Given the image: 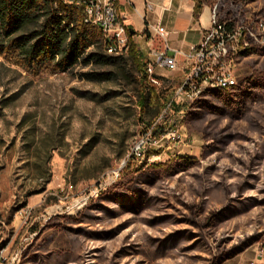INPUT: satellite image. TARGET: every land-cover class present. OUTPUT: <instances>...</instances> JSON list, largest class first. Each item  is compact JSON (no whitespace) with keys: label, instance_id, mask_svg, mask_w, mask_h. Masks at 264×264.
Returning <instances> with one entry per match:
<instances>
[{"label":"rangeland","instance_id":"obj_1","mask_svg":"<svg viewBox=\"0 0 264 264\" xmlns=\"http://www.w3.org/2000/svg\"><path fill=\"white\" fill-rule=\"evenodd\" d=\"M201 1L245 28L264 22V0ZM256 33L232 67L238 83L259 86L247 113L196 112L198 99L176 97L162 139L140 159L136 140L184 80L175 71L148 83L142 107L130 64L93 82L78 76L89 67L31 70L0 57V264H264V30ZM145 36L129 45L149 50ZM141 193L139 210L123 206Z\"/></svg>","mask_w":264,"mask_h":264},{"label":"trees","instance_id":"obj_2","mask_svg":"<svg viewBox=\"0 0 264 264\" xmlns=\"http://www.w3.org/2000/svg\"><path fill=\"white\" fill-rule=\"evenodd\" d=\"M194 1V17L198 18L203 2ZM230 1L234 6H240L259 0ZM234 15L229 12L221 20H231L230 25H233ZM127 28L131 38L133 35L129 30L133 27L127 25ZM106 48L100 27L85 24L81 12L73 5H63L60 0H0V57L31 70L50 67L54 72H70L76 67H89L78 76L93 82L113 80L119 75L115 69L117 65L130 64L138 75L139 104L145 107L153 96V90L147 81L148 59L144 52L135 44L129 45L128 51L123 54L107 53ZM258 87L255 83L245 81L225 88H209L197 98L191 109L239 119L251 108ZM172 97L170 94L160 99L161 109L167 107ZM175 107L181 109L178 105ZM209 147L213 148L214 145ZM188 166L183 163L180 168L187 169ZM123 202L124 207L135 211L142 207L144 198L141 193L139 197L125 199ZM190 207L198 215L202 212L201 207ZM219 215L220 211L213 210L205 218L204 226L212 227Z\"/></svg>","mask_w":264,"mask_h":264},{"label":"built area","instance_id":"obj_3","mask_svg":"<svg viewBox=\"0 0 264 264\" xmlns=\"http://www.w3.org/2000/svg\"><path fill=\"white\" fill-rule=\"evenodd\" d=\"M129 3L130 0H69L76 3V9L81 12L82 20L93 19L103 27V32L108 33L107 53L123 54L129 49V34L127 25L122 19L120 6L122 2ZM148 8H152L147 3ZM230 21H222L215 6L212 9L211 25L203 32L202 39L198 44L192 45L190 51L185 54L181 49L170 46L163 29L157 25L155 30L164 39V51L158 52L151 48V40H148L153 60L146 64L147 81L152 82L153 87L162 85V78L157 75V68L174 71L178 68V55H184L190 61L188 73L177 89L171 102L163 109L158 119L147 126L136 140V147L132 155L140 159L144 156L146 149L156 145L162 139L156 137V132L163 122L168 118V112L175 103L176 97L184 98L201 95V87L205 83H225L229 87V80H237L232 71V51L244 53L250 47L252 40L257 41V30H264V22L256 28L247 27ZM167 50H173L174 56H168ZM177 130H172L168 135L175 136Z\"/></svg>","mask_w":264,"mask_h":264},{"label":"crops","instance_id":"obj_4","mask_svg":"<svg viewBox=\"0 0 264 264\" xmlns=\"http://www.w3.org/2000/svg\"><path fill=\"white\" fill-rule=\"evenodd\" d=\"M122 3L120 12L124 16V23L132 26L136 31L135 35L140 38L146 37L145 33L150 34L148 40H151V48L158 52L164 51V39L156 32L157 25L165 32L170 46L181 49L185 54L190 51L192 45L201 41L203 32L211 25V8L204 5L199 17L195 18L194 0H130L129 3L124 1ZM147 3L151 5V9ZM148 49L142 51L144 54L148 52V59L153 60L149 46ZM166 54L174 56L173 50H167ZM177 61L178 68L174 71L179 79H183L190 67V61L183 54L177 56ZM156 71L160 77H168L174 72L167 71L165 74L162 71L158 72V68Z\"/></svg>","mask_w":264,"mask_h":264},{"label":"bare ground","instance_id":"obj_5","mask_svg":"<svg viewBox=\"0 0 264 264\" xmlns=\"http://www.w3.org/2000/svg\"><path fill=\"white\" fill-rule=\"evenodd\" d=\"M62 2H64L65 4L67 5H73L75 8H76V3H70L69 0H60ZM84 21V20H83ZM85 24L87 25H96V26H99L103 35H104V38H105V44L107 46V40H108V33L107 32H103V27L102 25H100L99 23H96L94 22L93 19H85L84 21ZM107 49V48H106ZM110 54H113V53H110ZM241 54L240 51H232V59L236 60L237 56ZM150 84L152 85V82L149 81ZM238 83L237 80H229V86H234ZM225 87H228L225 83H205L204 86L201 87V95L209 88H213V89H217V88H225ZM201 95H193V97H188L189 100H194V99H197L199 98ZM136 147V145H135ZM134 147V148H135ZM133 148V149H134Z\"/></svg>","mask_w":264,"mask_h":264},{"label":"water","instance_id":"obj_6","mask_svg":"<svg viewBox=\"0 0 264 264\" xmlns=\"http://www.w3.org/2000/svg\"><path fill=\"white\" fill-rule=\"evenodd\" d=\"M122 19H124V16L122 15ZM130 34L131 35H135L136 34V31L133 29V28H130Z\"/></svg>","mask_w":264,"mask_h":264}]
</instances>
